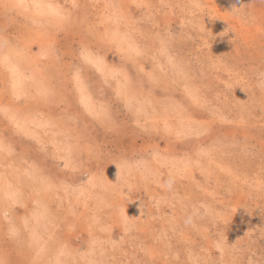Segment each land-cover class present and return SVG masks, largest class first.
Listing matches in <instances>:
<instances>
[{
    "label": "rangeland",
    "instance_id": "374dc122",
    "mask_svg": "<svg viewBox=\"0 0 264 264\" xmlns=\"http://www.w3.org/2000/svg\"><path fill=\"white\" fill-rule=\"evenodd\" d=\"M0 264H264V0H0Z\"/></svg>",
    "mask_w": 264,
    "mask_h": 264
}]
</instances>
